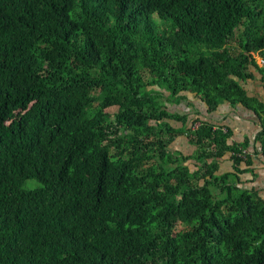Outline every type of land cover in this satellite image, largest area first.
Here are the masks:
<instances>
[{
    "label": "trees",
    "instance_id": "16d2710c",
    "mask_svg": "<svg viewBox=\"0 0 264 264\" xmlns=\"http://www.w3.org/2000/svg\"><path fill=\"white\" fill-rule=\"evenodd\" d=\"M260 58L264 0H0V264H264L249 140L166 103L243 105L264 154Z\"/></svg>",
    "mask_w": 264,
    "mask_h": 264
},
{
    "label": "crops",
    "instance_id": "0c3cea01",
    "mask_svg": "<svg viewBox=\"0 0 264 264\" xmlns=\"http://www.w3.org/2000/svg\"><path fill=\"white\" fill-rule=\"evenodd\" d=\"M251 84L252 85L249 87L250 94H256L259 97L264 98V90L261 83L259 81H254L251 82ZM170 104L184 107V111L181 110L177 112L189 114V126L191 125V119L199 117L201 120H209L216 125L228 126L231 131V143H242L245 140H249L250 153H254V155L251 159V164L247 165L246 162L241 164V169H243V173L241 174V186L256 191L257 194L264 199V154L262 141L258 139V134L262 129V124L257 113L245 108L241 104L233 106L227 101L222 103L216 111L209 112L205 102H203L199 96H196L195 93L191 92L185 93V98L181 99L180 102ZM202 111L206 114L202 113ZM198 124L199 122H197L196 125ZM179 137L180 136H178V138ZM181 137H186V141L189 145H191L187 136L181 135ZM191 146L194 147L193 144ZM233 170L232 160L230 159V155L227 153L220 161L219 173Z\"/></svg>",
    "mask_w": 264,
    "mask_h": 264
},
{
    "label": "rangeland",
    "instance_id": "374dc122",
    "mask_svg": "<svg viewBox=\"0 0 264 264\" xmlns=\"http://www.w3.org/2000/svg\"><path fill=\"white\" fill-rule=\"evenodd\" d=\"M252 84L251 83H249V84H247V86L248 87H250ZM167 104H169V106L171 107V111H184V107H180V106H175L174 104H170V103H173L171 100L170 101H168V102H166ZM169 107V108H170ZM199 108H201V107H199ZM111 110L113 111L114 110V108H111ZM193 110V109H192ZM202 113H205V112H203L202 111ZM206 114V113H205ZM174 125L176 126H178L179 125V122H177V121H175L174 122ZM186 138V137H185ZM184 137H177L176 138V140H175V142L173 143V144H171V148L172 149H180V150H182L186 155L187 154H191V155H195V153H196V151H197V147H196V145H193L194 147H192L191 145H189L188 144V142L186 141V139H185ZM196 161V160H195ZM189 162H191V163H193L194 164V160L192 159V160H190V161H188V163ZM30 183H33V181L31 180V181H29L28 182V184H30Z\"/></svg>",
    "mask_w": 264,
    "mask_h": 264
},
{
    "label": "built area",
    "instance_id": "2783aa9c",
    "mask_svg": "<svg viewBox=\"0 0 264 264\" xmlns=\"http://www.w3.org/2000/svg\"><path fill=\"white\" fill-rule=\"evenodd\" d=\"M259 60V62H260V64H264V59H258Z\"/></svg>",
    "mask_w": 264,
    "mask_h": 264
}]
</instances>
